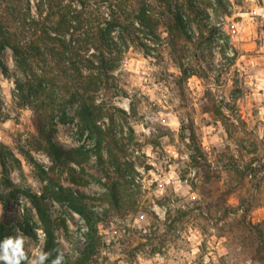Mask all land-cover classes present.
<instances>
[{
    "label": "rangeland",
    "instance_id": "rangeland-1",
    "mask_svg": "<svg viewBox=\"0 0 264 264\" xmlns=\"http://www.w3.org/2000/svg\"><path fill=\"white\" fill-rule=\"evenodd\" d=\"M41 1L0 3L29 5L37 17ZM128 1L91 0L93 21L104 22L112 10L123 16ZM198 1L208 12L203 35L189 21L191 40L181 33L169 40L161 24L156 49L131 45L122 56L114 72L119 95L114 89L101 93L126 112L111 106L113 116L103 119L121 145L114 152L125 179L115 173L106 178L93 151L81 166L73 165L82 185L54 166L44 149L45 131L51 129L65 149H92L93 138L78 131L75 104L67 106L66 117L58 106L51 112L24 105L15 80L25 73L12 50H4L0 264H36L41 257L45 233L28 192L46 195L43 205L62 254L71 262L82 254L86 222L45 193L50 178L104 213L99 232L105 245L92 264H264V0H223L227 13L215 0ZM41 9L45 13L46 4ZM192 127L202 154L197 162L189 147ZM114 182L129 195L121 208L99 199Z\"/></svg>",
    "mask_w": 264,
    "mask_h": 264
},
{
    "label": "trees",
    "instance_id": "trees-1",
    "mask_svg": "<svg viewBox=\"0 0 264 264\" xmlns=\"http://www.w3.org/2000/svg\"><path fill=\"white\" fill-rule=\"evenodd\" d=\"M156 1L157 5L148 0H137V6L134 7V0H129L130 5L125 8L123 16L112 10L108 13L109 18L97 25L93 21L91 0H78V5L72 0H42L36 6L39 9L37 17L30 14L29 5L24 9L17 5L3 7L0 3V71L7 73L2 53L9 48L25 73V79L15 80L22 103L32 108L49 107L51 112H55L58 106L64 117L67 116V106L75 104L78 131L82 135L88 132L93 138L92 149L83 145L65 149L51 134V129L45 131L47 145L44 149L47 155L54 166L69 172L70 181L75 184L82 185L85 182L75 174L73 165L81 166L86 162L90 158V151L95 154L106 178H111V173L126 178L122 163L114 152L121 145L103 122V119L113 116L111 106L122 114L126 115V112L112 104L108 105L101 94L114 89V95L117 96L122 91L114 72L124 53L131 45L139 46L145 52L156 49L158 40H161L158 34L161 24L166 27L169 40H175L178 33L191 40L185 27L189 21L196 22L202 35L207 28L204 20L208 18V12L200 1ZM215 3L227 13L223 0H215ZM44 4L47 6L45 13L41 9ZM141 35L150 38L144 41ZM189 131L192 141L189 147L193 150L191 157L197 162L202 154L196 145L193 127ZM182 137H187L185 131ZM40 147L43 146L40 144ZM108 189V193L99 199L117 208L123 207L129 195L124 194L117 182L108 185ZM45 191L80 214L86 222L87 232L82 254L73 262L69 261L61 252L43 205L42 200L46 195L28 192L26 195L35 206L45 233L41 257L36 264H92L105 245L99 232L104 213L91 209L87 196L76 193L54 178H50ZM20 229L29 236H35L34 230L28 225H21ZM0 234L1 239H4L3 231Z\"/></svg>",
    "mask_w": 264,
    "mask_h": 264
}]
</instances>
